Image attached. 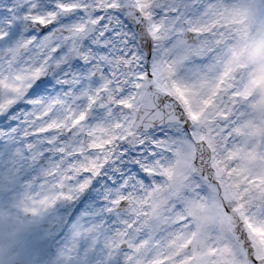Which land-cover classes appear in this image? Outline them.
Segmentation results:
<instances>
[{
	"label": "snow or ice",
	"instance_id": "1",
	"mask_svg": "<svg viewBox=\"0 0 264 264\" xmlns=\"http://www.w3.org/2000/svg\"><path fill=\"white\" fill-rule=\"evenodd\" d=\"M0 0V236L15 264H264V0Z\"/></svg>",
	"mask_w": 264,
	"mask_h": 264
},
{
	"label": "clouds",
	"instance_id": "2",
	"mask_svg": "<svg viewBox=\"0 0 264 264\" xmlns=\"http://www.w3.org/2000/svg\"><path fill=\"white\" fill-rule=\"evenodd\" d=\"M261 0H250V6L240 10L241 18H250L257 10ZM264 55V34L255 37L249 42L242 53V60L245 63H252L257 57Z\"/></svg>",
	"mask_w": 264,
	"mask_h": 264
},
{
	"label": "rangeland",
	"instance_id": "3",
	"mask_svg": "<svg viewBox=\"0 0 264 264\" xmlns=\"http://www.w3.org/2000/svg\"><path fill=\"white\" fill-rule=\"evenodd\" d=\"M239 4L241 6V9H244V8L250 6V0H239ZM255 14H256V12L254 13V15ZM254 15H252V16H254ZM6 230L7 229H6V225H5L4 231H6ZM17 245H18L17 239L0 236V262L1 263H3V264H15L16 260L18 259Z\"/></svg>",
	"mask_w": 264,
	"mask_h": 264
},
{
	"label": "water",
	"instance_id": "4",
	"mask_svg": "<svg viewBox=\"0 0 264 264\" xmlns=\"http://www.w3.org/2000/svg\"><path fill=\"white\" fill-rule=\"evenodd\" d=\"M2 221H0V224H1Z\"/></svg>",
	"mask_w": 264,
	"mask_h": 264
}]
</instances>
